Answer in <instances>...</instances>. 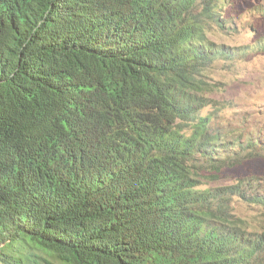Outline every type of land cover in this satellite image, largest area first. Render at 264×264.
Instances as JSON below:
<instances>
[{
	"label": "trees",
	"instance_id": "trees-1",
	"mask_svg": "<svg viewBox=\"0 0 264 264\" xmlns=\"http://www.w3.org/2000/svg\"><path fill=\"white\" fill-rule=\"evenodd\" d=\"M222 3L0 0V264H264L233 205L263 186L198 179L264 149L200 113L246 52L209 34Z\"/></svg>",
	"mask_w": 264,
	"mask_h": 264
},
{
	"label": "rangeland",
	"instance_id": "rangeland-1",
	"mask_svg": "<svg viewBox=\"0 0 264 264\" xmlns=\"http://www.w3.org/2000/svg\"><path fill=\"white\" fill-rule=\"evenodd\" d=\"M219 13L224 18V27L214 28L210 36L231 47L244 46L246 52L233 59H216L205 70V80L211 85V91L205 95L211 101L202 106L200 113L211 116V126L216 130L242 140L248 134L259 135L264 147V48L255 45L264 39V0H224ZM257 149L262 152L260 155L223 167L216 179L210 177V170H203L198 177L202 182L200 188L231 185L247 177L262 185L264 191V149ZM233 205L235 213L256 224V228L264 224L263 207L249 205L239 198L233 199ZM34 253L33 260L42 264H62L42 251Z\"/></svg>",
	"mask_w": 264,
	"mask_h": 264
}]
</instances>
